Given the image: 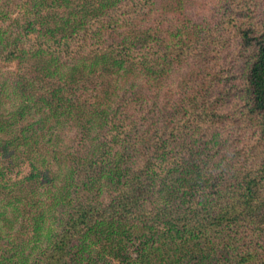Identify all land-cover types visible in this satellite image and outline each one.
<instances>
[{"label":"trees","instance_id":"1","mask_svg":"<svg viewBox=\"0 0 264 264\" xmlns=\"http://www.w3.org/2000/svg\"><path fill=\"white\" fill-rule=\"evenodd\" d=\"M225 5L0 0V264H264V0Z\"/></svg>","mask_w":264,"mask_h":264},{"label":"rangeland","instance_id":"2","mask_svg":"<svg viewBox=\"0 0 264 264\" xmlns=\"http://www.w3.org/2000/svg\"><path fill=\"white\" fill-rule=\"evenodd\" d=\"M199 2V5L205 1V0H197ZM227 5H225L223 8H221L222 13L226 12L225 7L229 5L230 6H238L237 2L238 0H226ZM233 3V4H232ZM261 7V6H260ZM196 8H192L191 11ZM200 11L202 12V15H194V19L198 21L199 23H209V14L210 11L207 9H203L202 7L200 8ZM257 11L260 13V10L257 9ZM256 11V12H257ZM190 12V11H189ZM238 13V12H237ZM238 21L237 24L240 25L242 20V16L238 13ZM228 36H230L228 34ZM238 38L232 36L229 41H227V44L225 46V49L223 51V54L220 59V65L219 68L223 69L225 71V75H223V80L224 82L221 83L222 88L224 87H237L239 86L241 81V69L243 65V60L238 56L240 53V47H239V42ZM218 69V68H217ZM219 70V69H218ZM0 71L4 73H15V74H20L25 71H21L17 63H5V62H0ZM220 71V70H219ZM227 80V81H225ZM235 85V86H234ZM235 88L232 90V94L235 93ZM236 98L233 97L230 101L225 102L228 106L226 108H230V110H234L235 108H231V103L234 99ZM237 101L238 100V95H237ZM240 103V102H239ZM10 105V104H9ZM8 105V108L10 106ZM10 111H8L9 113ZM238 125L236 124L235 126L227 125L225 137H228L232 139V142L227 143V146L225 149L228 151L229 154H231L233 151L239 155V157H235L236 160H239V158H242L244 162V153L247 150V148L253 143H255L259 138H260V131L257 129V127L254 124H249V125H244L245 127H237ZM251 158V157H250ZM239 166V167H238ZM237 168H240L239 164H236ZM27 174V169H24L23 175ZM228 180V179H227ZM213 188V187H211Z\"/></svg>","mask_w":264,"mask_h":264}]
</instances>
